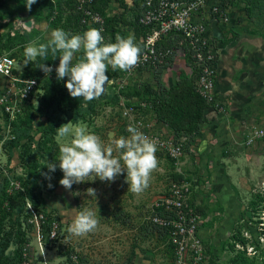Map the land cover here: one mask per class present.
<instances>
[{
  "label": "rangeland",
  "instance_id": "374dc122",
  "mask_svg": "<svg viewBox=\"0 0 264 264\" xmlns=\"http://www.w3.org/2000/svg\"><path fill=\"white\" fill-rule=\"evenodd\" d=\"M133 1V10L125 14L132 24H126L124 9L116 0H37L31 10L23 0H0V53L17 63L15 77L0 76V264H264V142L249 144L251 134L264 126V108L261 122L249 133L238 130L243 136L227 147L226 160L212 161L203 155L205 145L200 140L187 143L186 155L177 162L157 151L158 165L148 187L139 193L128 190L126 172L111 182L88 176L69 189L60 184L64 174L59 167L50 172L45 166L46 160L58 159L57 129L67 123L85 127L105 146L129 136L130 125L143 133L154 125L169 132L153 109L159 96L153 71L109 68L105 93L85 101L70 96L67 78L57 79L58 57L49 53L23 65L25 46L34 40L46 43L55 28L83 34L103 25L106 43L131 34L141 48L133 24L145 0L128 3ZM220 1L221 7L225 1L222 8L228 20L214 18V41L221 40L215 28L225 27L231 38L264 46V3ZM43 63L53 67L52 73L41 70ZM185 67L179 54L162 83L168 84L169 76ZM221 108L223 113V103ZM235 147L241 150L236 152ZM214 163L224 166L225 178L217 183L224 187L220 198L211 186ZM174 184L188 185L187 204L205 211L199 233L201 259L195 257L192 244L180 256L169 233H158L149 221L151 211L172 194ZM84 208L94 210L100 222L91 233L77 237L68 228L75 212Z\"/></svg>",
  "mask_w": 264,
  "mask_h": 264
},
{
  "label": "clouds",
  "instance_id": "9594fccd",
  "mask_svg": "<svg viewBox=\"0 0 264 264\" xmlns=\"http://www.w3.org/2000/svg\"><path fill=\"white\" fill-rule=\"evenodd\" d=\"M36 2L23 0L28 10ZM49 53L59 58L54 69L56 77L58 80L67 78L65 86L70 96L91 101L105 93L110 81L107 75L109 68L128 71L137 64L141 48L131 34L106 43L101 29L89 28L83 34H71L62 28H55L46 43L34 40L25 46L23 65L37 58H47ZM4 60L8 65L14 63L7 57ZM40 68L46 74L53 71V67L45 63ZM127 131L130 135L114 139L113 147L105 146L96 134L86 131L83 126L62 125L57 129V139L61 141L58 159L53 162L46 160L45 166L50 172H55L57 167L62 170L64 176L60 184L65 188L70 189L74 183L88 176L111 182L126 172L128 190L142 192L148 187L150 174L158 165V147L135 126L130 125ZM114 151L118 152V156L113 155ZM88 192L95 196V189L90 188ZM99 222L100 218L94 210L84 208L75 212L68 232L83 237L94 231Z\"/></svg>",
  "mask_w": 264,
  "mask_h": 264
},
{
  "label": "built area",
  "instance_id": "2783aa9c",
  "mask_svg": "<svg viewBox=\"0 0 264 264\" xmlns=\"http://www.w3.org/2000/svg\"><path fill=\"white\" fill-rule=\"evenodd\" d=\"M144 5L145 10L139 23L150 30L141 38L143 45L140 58L131 71L157 73L163 67L172 66L177 56L181 54L186 61L191 62L190 66L196 72V91L209 106L222 112L221 102L216 94L215 65L219 50L212 36L211 26L216 15L221 16L222 21L228 20L226 13L221 9V1L145 0ZM100 29L103 35V25ZM164 40L171 42L167 48H162L161 42ZM5 57L14 63L8 65ZM16 65L13 57L0 55V76L15 77ZM154 126H148L144 134L156 142L159 152L166 154L174 162L186 155L187 138L177 139L170 132H162ZM257 140L264 142V126L251 134L249 144ZM188 192V185L181 187L174 184L172 194L162 200L161 204L156 205L149 215V221L157 231L159 229L169 233L180 256H183L187 246L192 244L195 257L201 259L203 247L199 233L203 215L197 214L195 209L187 204L185 197Z\"/></svg>",
  "mask_w": 264,
  "mask_h": 264
},
{
  "label": "crops",
  "instance_id": "0c3cea01",
  "mask_svg": "<svg viewBox=\"0 0 264 264\" xmlns=\"http://www.w3.org/2000/svg\"><path fill=\"white\" fill-rule=\"evenodd\" d=\"M221 31V40L217 43L219 56L215 65L216 94L226 108L222 113L211 107L207 113L208 124L192 138V141L203 142L206 148H202V153L210 156L212 161L226 160L223 154L227 147L239 143L242 134L249 133L253 125L261 122L259 116L264 108V46L250 39L243 41L237 40V37L231 38L225 27ZM184 63L186 67L177 75L169 76L168 84L163 82L165 86L173 85L181 72L187 76L192 75V67L187 64L186 59ZM239 150L241 148L235 147L234 151ZM223 167L214 163L210 172L211 186L217 198H220V192L224 188L217 184L225 178L222 176Z\"/></svg>",
  "mask_w": 264,
  "mask_h": 264
},
{
  "label": "trees",
  "instance_id": "16d2710c",
  "mask_svg": "<svg viewBox=\"0 0 264 264\" xmlns=\"http://www.w3.org/2000/svg\"><path fill=\"white\" fill-rule=\"evenodd\" d=\"M120 7L124 9L122 20L126 24H132L125 19V14L133 10L136 1L133 4H129L128 0H116ZM264 3V0H257V2ZM225 8V1L223 2ZM145 5L141 7L140 18L145 10ZM222 11L225 12V9ZM247 15L250 19H253V15L248 11ZM218 18L219 15H216ZM134 23L136 34L141 38L148 32L149 28L142 26L139 23ZM171 44L170 40H164L161 42L162 48H167ZM142 48V47H141ZM0 55H2L0 53ZM173 62V58L171 59ZM188 65L191 62L187 61ZM166 67H163L161 71L155 73L158 76V98L154 101L153 109L156 115V119L159 123L165 125L169 132L173 134L177 139L182 137L187 138V143L192 141V138L196 136L203 128L208 124L207 113L211 109V106L206 100L196 91V72L193 71L192 75L187 76L185 73H181L178 80L171 86H165L161 79L163 77V71ZM18 204V202H15ZM195 212L200 215H204V209L199 206L194 207ZM158 233H164L158 229Z\"/></svg>",
  "mask_w": 264,
  "mask_h": 264
},
{
  "label": "water",
  "instance_id": "95a60500",
  "mask_svg": "<svg viewBox=\"0 0 264 264\" xmlns=\"http://www.w3.org/2000/svg\"><path fill=\"white\" fill-rule=\"evenodd\" d=\"M215 32L218 37H221L222 32L218 28H215Z\"/></svg>",
  "mask_w": 264,
  "mask_h": 264
}]
</instances>
